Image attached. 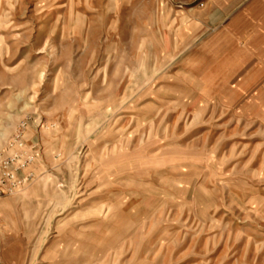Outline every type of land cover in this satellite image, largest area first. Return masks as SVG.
<instances>
[{"label":"rangeland","instance_id":"1","mask_svg":"<svg viewBox=\"0 0 264 264\" xmlns=\"http://www.w3.org/2000/svg\"><path fill=\"white\" fill-rule=\"evenodd\" d=\"M0 264H264V0H0Z\"/></svg>","mask_w":264,"mask_h":264},{"label":"built area","instance_id":"2","mask_svg":"<svg viewBox=\"0 0 264 264\" xmlns=\"http://www.w3.org/2000/svg\"><path fill=\"white\" fill-rule=\"evenodd\" d=\"M23 122L7 145V154L0 160V199L29 184L34 177L30 165L34 161L26 140Z\"/></svg>","mask_w":264,"mask_h":264}]
</instances>
